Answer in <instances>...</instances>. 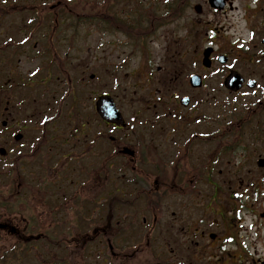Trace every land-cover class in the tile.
<instances>
[{
  "label": "flooded vegetation",
  "instance_id": "obj_1",
  "mask_svg": "<svg viewBox=\"0 0 264 264\" xmlns=\"http://www.w3.org/2000/svg\"><path fill=\"white\" fill-rule=\"evenodd\" d=\"M0 264H264V0H0Z\"/></svg>",
  "mask_w": 264,
  "mask_h": 264
},
{
  "label": "water",
  "instance_id": "obj_2",
  "mask_svg": "<svg viewBox=\"0 0 264 264\" xmlns=\"http://www.w3.org/2000/svg\"><path fill=\"white\" fill-rule=\"evenodd\" d=\"M110 115V116H109ZM109 115L105 114V116L109 119H113L114 118V115H112V113H110Z\"/></svg>",
  "mask_w": 264,
  "mask_h": 264
},
{
  "label": "rangeland",
  "instance_id": "obj_3",
  "mask_svg": "<svg viewBox=\"0 0 264 264\" xmlns=\"http://www.w3.org/2000/svg\"><path fill=\"white\" fill-rule=\"evenodd\" d=\"M96 30L95 29H93V32H95ZM97 36V34L96 33H93L92 34V37H96ZM209 82H212V80H209Z\"/></svg>",
  "mask_w": 264,
  "mask_h": 264
}]
</instances>
